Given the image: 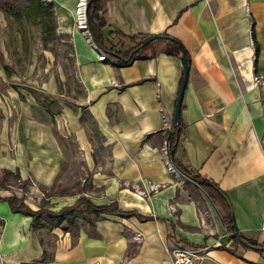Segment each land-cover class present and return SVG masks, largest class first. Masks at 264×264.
<instances>
[{
	"label": "crops",
	"instance_id": "crops-1",
	"mask_svg": "<svg viewBox=\"0 0 264 264\" xmlns=\"http://www.w3.org/2000/svg\"><path fill=\"white\" fill-rule=\"evenodd\" d=\"M44 1L53 3L56 39L70 43L81 97L63 102L54 75L41 85L38 75L25 79L1 69L7 84L0 88V171L27 181L24 201L37 210L40 190L56 187L68 144L86 152L106 147L108 168L98 165L89 180L99 193L54 194L49 209L59 211L82 195L150 218L101 213L89 222L78 218L70 231L34 230L31 216L0 200V264L37 260L44 249L45 264H171L176 247H207L202 264H264V252L229 240L215 203L165 162L180 57L159 49L124 67L100 60V50L75 24L78 0ZM102 15L106 36L166 32L181 42L190 58L181 113L184 157L224 193L237 229L264 243V0H109ZM21 79L16 83L25 89L8 85ZM41 92L59 98L52 112L41 105ZM149 183L159 187L146 195L133 187L148 190Z\"/></svg>",
	"mask_w": 264,
	"mask_h": 264
},
{
	"label": "trees",
	"instance_id": "trees-1",
	"mask_svg": "<svg viewBox=\"0 0 264 264\" xmlns=\"http://www.w3.org/2000/svg\"><path fill=\"white\" fill-rule=\"evenodd\" d=\"M109 0H87L88 3V28L92 36V40L95 45L104 53L107 60H111L114 65L118 67H124L130 65L136 59H144L154 56L158 51L162 50L168 55H175L180 57L182 51H185L186 60L190 67V58L181 42L175 38L163 32L159 35L166 36L167 38H158L153 41L147 42L142 45L149 37L154 34L136 33L134 35H125L120 32L110 31L106 36L103 32L105 26V20L103 13L107 8ZM53 3L46 2L44 0H0V10L5 14L20 18L22 16L32 14L35 19L42 25L43 30L47 29L46 18L51 17L55 21L53 14ZM34 9V10H33ZM52 31V28L49 30ZM47 32V31H46ZM52 33V32H51ZM142 45V46H141ZM141 46V47H140ZM139 48V49H137ZM160 49V50H159ZM183 70H181L180 82L182 80ZM41 105L49 112H52V105L57 104L59 100L55 95H50L45 92H41ZM182 104L180 109L179 121L171 129L167 130L165 136H168L167 142V155L174 168L180 172L182 178L192 183L196 188L203 191L218 208L223 224L226 227L229 240L240 245L243 248H252L264 252V243H260L258 240L245 237L235 226L232 209L224 193L218 188V186L200 175L198 171L193 169L184 157L183 150L180 147V138L183 132L182 122ZM9 180H20L17 173L9 170L0 171V189L4 188ZM27 181H21V187L27 188ZM47 188H42L46 190ZM0 200L6 201L13 212H20L32 217L31 226L35 230L42 226H59L65 231L78 228V218H87L89 222L92 218H97L101 213L116 214L120 216H136L141 220L149 219L150 216L141 215L133 210H123L116 202L109 204L96 205L85 196H79L76 203L70 206H65L59 211H53L44 205L40 204L37 210H32L24 201V198H18L15 195H9L2 197ZM43 200V197H42ZM92 217V218H91ZM244 241V243H243ZM49 259L48 252L44 249L42 256L30 262H23L21 264H45Z\"/></svg>",
	"mask_w": 264,
	"mask_h": 264
},
{
	"label": "rangeland",
	"instance_id": "rangeland-1",
	"mask_svg": "<svg viewBox=\"0 0 264 264\" xmlns=\"http://www.w3.org/2000/svg\"><path fill=\"white\" fill-rule=\"evenodd\" d=\"M30 14L29 16L14 18L0 10V71L3 69L5 72L23 73L26 76L25 79L32 75H38L41 85L44 81L46 82L48 76L54 75L63 102H73V99H79L81 87L75 78V65L72 61L70 43L65 38L63 41L56 39L55 32L49 31L55 24L50 16L46 18L47 29L49 30L44 31L40 25L41 31L37 32L35 17L32 15L35 12L32 11ZM60 76L64 79L63 81H60ZM16 82L22 83V79L9 81L8 85L13 88H26L17 85ZM25 83L27 82L25 81ZM5 84L7 83L1 80L0 88H4ZM66 149L67 161L63 164L58 175L56 187L53 190H40V196L43 197L40 203L47 208L54 205L52 201L54 194L61 196L65 193L64 196L66 197L68 193L81 190L91 196L98 194V188H93L89 181L90 176L98 165L103 167V170L108 168L109 160L106 147H102V150L98 147L96 149L91 148L86 152L82 149H75L72 144H68ZM8 182L4 188L0 189V194L13 193L14 188L21 187V183L16 180H9ZM22 189L21 197L14 195L26 199L30 196L28 187Z\"/></svg>",
	"mask_w": 264,
	"mask_h": 264
},
{
	"label": "built area",
	"instance_id": "built-area-1",
	"mask_svg": "<svg viewBox=\"0 0 264 264\" xmlns=\"http://www.w3.org/2000/svg\"><path fill=\"white\" fill-rule=\"evenodd\" d=\"M85 14H86V8H85ZM76 22V20H75ZM76 26L82 31L86 39L94 45V42L91 37V33L88 28V18L86 15V20L82 24L76 23ZM100 50V49H99ZM100 60H106L104 53L100 50L99 55ZM262 76L255 75L254 76V82L261 84L262 83ZM163 156L165 158V162L168 166V168L172 171H174L170 165V160L168 159L167 155V147L166 145L162 148ZM17 182L21 183V180H18ZM11 187V186H10ZM134 189L139 192L141 195L148 194L149 191H155L158 189L159 185L154 183H149L148 190H140L137 185H133ZM11 192H8L7 195H17L22 196L23 189L22 187H16ZM24 195V194H23ZM174 210V206L171 207ZM140 234H136L135 238L139 239ZM208 249L207 247L202 248H173L171 250V264H202L203 260L208 256Z\"/></svg>",
	"mask_w": 264,
	"mask_h": 264
},
{
	"label": "water",
	"instance_id": "water-1",
	"mask_svg": "<svg viewBox=\"0 0 264 264\" xmlns=\"http://www.w3.org/2000/svg\"><path fill=\"white\" fill-rule=\"evenodd\" d=\"M87 11H88V3H87V6H86V15H87ZM158 38H167V37L159 35V34H155V35H152L151 37H149L142 45H144L147 42H150V41H153L155 39H158ZM94 47L99 51V47L97 45L94 44ZM137 49H139V48H137ZM180 59H181L182 67H183V75H182L180 88H179L178 95H177L176 102H175V107H174V111H173V117H172L171 126L176 125L178 123V121H179V115H180L182 99H183L184 91H185L187 80H188V76H189V70H190V67H189V65L187 63V60H186V54H185L184 50L181 53ZM167 142H168V137H167V139L165 141L166 147H167ZM170 165H171L172 169L176 172V174L180 176L181 175L180 172L177 171L174 168V166H173V164L171 162H170ZM243 243H244V241H243Z\"/></svg>",
	"mask_w": 264,
	"mask_h": 264
},
{
	"label": "bare ground",
	"instance_id": "bare-ground-1",
	"mask_svg": "<svg viewBox=\"0 0 264 264\" xmlns=\"http://www.w3.org/2000/svg\"><path fill=\"white\" fill-rule=\"evenodd\" d=\"M87 6L86 0H78L76 10H75V17L78 24L84 23L86 20L85 8Z\"/></svg>",
	"mask_w": 264,
	"mask_h": 264
}]
</instances>
